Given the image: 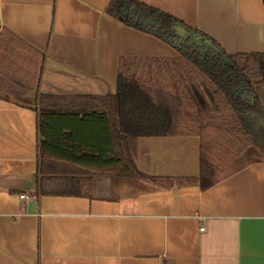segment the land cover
<instances>
[{"label":"crops","instance_id":"1","mask_svg":"<svg viewBox=\"0 0 264 264\" xmlns=\"http://www.w3.org/2000/svg\"><path fill=\"white\" fill-rule=\"evenodd\" d=\"M110 1L0 0V31L25 41L33 53L24 60L37 65L32 83L34 71L25 65L24 82L3 84L7 91L105 95L116 89L119 56L177 53L110 14ZM142 1L208 34L228 53L264 52V0ZM2 95L0 264H264V158L201 188L196 134H142L133 158L144 176L116 177L111 168L50 156L58 174L81 175L90 194L35 196L36 112ZM97 130L107 133L96 126L80 135L96 139ZM59 147L57 153L65 146Z\"/></svg>","mask_w":264,"mask_h":264},{"label":"trees","instance_id":"2","mask_svg":"<svg viewBox=\"0 0 264 264\" xmlns=\"http://www.w3.org/2000/svg\"><path fill=\"white\" fill-rule=\"evenodd\" d=\"M106 10L126 25L168 42L177 53L119 56L113 93L57 95L36 90L32 102L13 100L36 112L35 196L90 194L81 175L58 174L59 166L50 156L111 168L116 177L144 176L133 158L136 137L142 134H196L201 188L216 182L226 165L250 147L264 158L263 51L228 53L208 34L142 0H111ZM178 25L187 34H180ZM2 31L9 36H0L3 91L7 90L3 84L20 81L26 70L19 62L32 56L22 55L23 49L15 47L12 39L29 47L25 41L8 29ZM41 70L42 60L38 81ZM96 126L107 131L97 130L94 135L99 140L80 135ZM59 145L65 146L61 153H57Z\"/></svg>","mask_w":264,"mask_h":264},{"label":"rangeland","instance_id":"3","mask_svg":"<svg viewBox=\"0 0 264 264\" xmlns=\"http://www.w3.org/2000/svg\"><path fill=\"white\" fill-rule=\"evenodd\" d=\"M1 35H3L7 39L9 38L6 31H0V36ZM12 41H13L15 47H21L23 49L22 55H25V54L31 55L33 53L32 50L26 49L25 46L21 42H19L18 40L12 39ZM34 58H36L38 61V56L36 54L34 55ZM19 63L22 65H26L31 70V72L34 71L32 79L31 80L29 79L30 82L31 81L33 82L35 80V77H36V71L35 70H37V65H35V64L31 65L30 63H27V60H21ZM20 82H22V83L24 82L23 77H20ZM16 85H18V84H16ZM19 86H20V84H19ZM6 87L9 88V85H6ZM20 88H22V86H20ZM2 92L4 93L5 96H8L9 98H11L13 100H17L19 102H28V103L32 102V97L25 96V94H23L22 92L7 91V90H3ZM260 156H261V154L257 150L250 147V148L244 150L239 156H237L236 158L231 160L226 165L223 173H226V172L238 167L239 165L243 164L244 162H247L248 160H253V159L259 158ZM100 179H103V178H100ZM131 179L136 183L138 182L136 180V178H131Z\"/></svg>","mask_w":264,"mask_h":264},{"label":"water","instance_id":"4","mask_svg":"<svg viewBox=\"0 0 264 264\" xmlns=\"http://www.w3.org/2000/svg\"><path fill=\"white\" fill-rule=\"evenodd\" d=\"M176 29L180 34L183 35L187 34L186 30H184V28L181 25L176 26Z\"/></svg>","mask_w":264,"mask_h":264},{"label":"built area","instance_id":"5","mask_svg":"<svg viewBox=\"0 0 264 264\" xmlns=\"http://www.w3.org/2000/svg\"><path fill=\"white\" fill-rule=\"evenodd\" d=\"M30 196H32V195H30V194H25V193L20 194V198H28V197H30ZM203 229H204V226H200V227H199V230H203Z\"/></svg>","mask_w":264,"mask_h":264}]
</instances>
